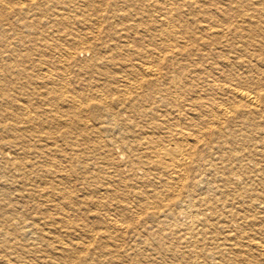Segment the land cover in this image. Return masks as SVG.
Masks as SVG:
<instances>
[{
    "label": "bare ground",
    "instance_id": "1",
    "mask_svg": "<svg viewBox=\"0 0 264 264\" xmlns=\"http://www.w3.org/2000/svg\"><path fill=\"white\" fill-rule=\"evenodd\" d=\"M0 264H264V0H0Z\"/></svg>",
    "mask_w": 264,
    "mask_h": 264
},
{
    "label": "rangeland",
    "instance_id": "2",
    "mask_svg": "<svg viewBox=\"0 0 264 264\" xmlns=\"http://www.w3.org/2000/svg\"><path fill=\"white\" fill-rule=\"evenodd\" d=\"M81 183H82V180H77V181H75V184H76V186H77L76 189H77V190H80V191H77V192H76V194L79 195V196H83V194H84V193H83L84 191H81V189H82V187H83ZM81 194H82V195H81ZM131 234H132V235H131ZM134 237H135V235H134L133 233H127V234H124L123 237L121 238L122 242H118V245L120 246V245L123 244L125 241H126V242L124 243L125 246H126V243L131 244V243H133V238H134ZM121 240H120V241H121ZM130 240H131V241H130ZM124 245H123V246H124Z\"/></svg>",
    "mask_w": 264,
    "mask_h": 264
}]
</instances>
